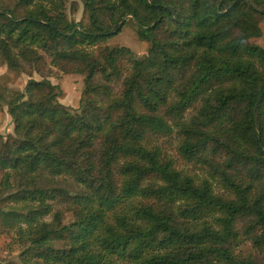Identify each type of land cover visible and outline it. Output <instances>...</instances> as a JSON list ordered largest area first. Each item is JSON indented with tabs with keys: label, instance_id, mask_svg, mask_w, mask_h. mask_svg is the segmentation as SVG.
<instances>
[{
	"label": "trees",
	"instance_id": "1",
	"mask_svg": "<svg viewBox=\"0 0 264 264\" xmlns=\"http://www.w3.org/2000/svg\"><path fill=\"white\" fill-rule=\"evenodd\" d=\"M4 1L0 233L20 263L264 264V0ZM131 22L140 60L107 45ZM41 51L86 76L78 112ZM175 133L179 160L154 143Z\"/></svg>",
	"mask_w": 264,
	"mask_h": 264
},
{
	"label": "rangeland",
	"instance_id": "2",
	"mask_svg": "<svg viewBox=\"0 0 264 264\" xmlns=\"http://www.w3.org/2000/svg\"><path fill=\"white\" fill-rule=\"evenodd\" d=\"M17 0H5L3 2L4 5L8 7H13ZM66 15L72 20L75 19L76 21L81 20L82 16V9L79 12V7H74L72 2L66 3ZM15 12V11H14ZM26 11H23V7H19L18 11L15 12L17 17H22ZM15 16V15H14ZM15 16V17H16ZM128 20V17L126 18ZM10 14L9 12H2L0 11V25L6 24L10 22ZM260 46V48L264 45ZM107 45L111 48H126L130 52L134 54V60H140L143 56L148 52L150 49V43H147L139 38L138 35V26H135L132 22L126 25L123 31L115 38L109 40ZM43 60H45L46 65L44 66L43 73L52 72L51 75L45 77V80L49 81L52 85L58 88V97L57 100L60 102L61 105L72 109L74 112H78L82 103L87 101L91 96L88 93L87 85H86V76L83 75L77 69L71 70H64L55 67L51 63L52 55L45 53V51H41ZM129 68L134 65V61L127 60L126 61ZM125 63V64H126ZM126 65V66H127ZM127 67V68H128ZM128 68V69H129ZM131 70V69H129ZM9 77L11 78V87L17 88L20 90H24L27 86L29 80H36L41 81L43 77L41 74L34 73L33 76H29L26 73H13L10 74ZM121 90V85L115 86L113 89L114 94H118ZM14 133V123L13 119L8 112V107L0 108V134L7 136L9 134ZM173 139L168 141H159L154 142L159 146L162 145L163 149L168 152L171 156L177 158L179 160L178 154L176 152V148L178 146V142L180 140L178 135L175 133ZM182 168H186L184 163L180 164ZM190 171L192 169H189ZM195 172L199 175L198 170ZM3 172H0V182L2 180ZM1 188V186H0ZM3 195L0 191V198ZM247 224V223H246ZM245 239V237H243ZM246 242V241H245ZM241 249L249 253L251 250V246L242 245ZM21 249L18 247L15 234L12 232H3L0 233V263L7 264L9 262H13L15 264H22L18 259V254L20 253Z\"/></svg>",
	"mask_w": 264,
	"mask_h": 264
},
{
	"label": "water",
	"instance_id": "3",
	"mask_svg": "<svg viewBox=\"0 0 264 264\" xmlns=\"http://www.w3.org/2000/svg\"><path fill=\"white\" fill-rule=\"evenodd\" d=\"M134 19V18H133ZM127 21V19H125Z\"/></svg>",
	"mask_w": 264,
	"mask_h": 264
}]
</instances>
